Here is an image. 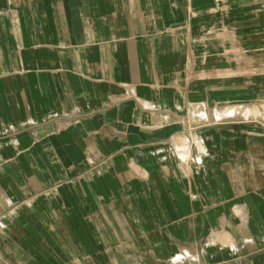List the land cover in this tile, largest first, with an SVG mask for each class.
Here are the masks:
<instances>
[{"label": "crops", "instance_id": "crops-1", "mask_svg": "<svg viewBox=\"0 0 264 264\" xmlns=\"http://www.w3.org/2000/svg\"><path fill=\"white\" fill-rule=\"evenodd\" d=\"M0 264H264V0H0Z\"/></svg>", "mask_w": 264, "mask_h": 264}, {"label": "bare ground", "instance_id": "bare-ground-1", "mask_svg": "<svg viewBox=\"0 0 264 264\" xmlns=\"http://www.w3.org/2000/svg\"><path fill=\"white\" fill-rule=\"evenodd\" d=\"M135 44V43H134Z\"/></svg>", "mask_w": 264, "mask_h": 264}]
</instances>
